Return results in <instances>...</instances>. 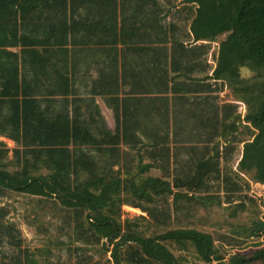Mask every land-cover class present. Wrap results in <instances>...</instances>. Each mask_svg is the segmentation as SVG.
<instances>
[{
  "label": "trees",
  "instance_id": "trees-1",
  "mask_svg": "<svg viewBox=\"0 0 264 264\" xmlns=\"http://www.w3.org/2000/svg\"><path fill=\"white\" fill-rule=\"evenodd\" d=\"M74 1L76 0H0V132L22 144V154L25 155L19 160L24 165L23 170L12 173L4 167L5 155L9 149L0 148V187L35 195H56L67 207L78 209L81 213L86 211L95 234L107 240V248L120 241L130 243L124 256L115 249L118 253L114 256V264H123V261L126 264H183L180 257L169 248L168 242H173L184 250L193 246L197 256L209 264H213L214 260L220 261L222 258L217 254L211 233L194 228H178L155 236H145L134 228L138 226L137 223L122 221L121 211L125 203L122 193L130 190L137 199L131 205L144 209L141 201L153 202L156 195L173 194L176 201L182 197L192 199L189 197L192 195L174 192L168 178L171 175L181 182L178 186L186 185L190 189L199 190L205 188L209 179L221 176V157L227 158L228 151L234 149L233 146L227 147V143L222 146L221 139L228 133L234 135L237 132V123L241 118L240 112L238 113L239 103L219 104L223 83L233 87L240 100L246 101L250 106L246 119L258 128V132L254 141L247 142L244 146L241 167L255 170L256 180L264 185V0H180L194 9L190 20L194 44L187 46L183 41L173 40V53H180V58H184L177 61L172 55V65L167 56L165 59L161 56V50L170 49L167 46L168 39L165 37L159 46L145 44L148 37L145 33H137L140 29L137 23L131 26L123 23L119 28L117 18L109 22L100 17L95 23L77 21L69 25L60 20L49 24V30L53 33L64 25L65 32H75L79 28L86 33V38L75 39L72 44L109 43V49L115 51L116 44L123 43L122 50L136 48L152 53L150 62L147 61L151 65H145L147 68L144 71L145 76L152 80V88L146 91L162 95L164 110L162 124L147 122L146 131L150 132L142 135L134 133L135 130L131 129L134 124H129L134 115L132 103H139L140 98L121 99L120 95L122 92H139L137 82L141 80L143 71L132 75V72L127 73L124 68L121 72L115 62L116 68L103 70L94 86L83 91L86 96H107L115 104V133L104 130L101 135L88 132L86 125L90 126L93 122L86 123L87 121L79 120L71 113L69 103L75 96L71 99L70 95L78 90L69 87L68 76L59 74L52 82L54 85L48 89L51 96H64L66 108L58 111L54 105L55 109L51 105L50 109H42L37 96L39 93L32 91L23 82L26 75H22L17 64L19 56L7 47L22 46L24 53L25 47L29 45H42L47 49L52 45H59V41L53 38L42 40L28 33V29L32 27L31 22L35 19L34 15H37L34 10L40 7L43 10L57 9L56 12H64L63 10L73 6L71 4ZM99 1L109 4L111 0ZM99 29L110 33L103 34L108 39L101 38L102 33H97ZM222 35L225 38L220 41L218 52H215L213 43ZM68 42L69 40L60 41ZM53 49L55 50L54 47ZM70 51L78 56L83 49L66 48L63 52ZM210 53L215 64L208 61ZM35 54L31 53L32 58L40 62H34L46 70L44 62L47 58ZM242 68L255 72L256 82L251 84L247 79H242ZM25 69L26 66L24 72ZM121 85L123 88L124 85H129V91L123 90ZM120 100L125 107L122 120L118 112ZM5 103L12 109L7 113L2 110ZM122 124L124 129H121ZM171 140L182 145L190 143L185 146V150L190 153L188 160L193 165L190 172L184 171L181 174L178 169L181 160H185L182 155L170 157L168 144ZM121 143L132 147L146 144L151 149L154 160L144 162V155L140 154L135 168L128 167L125 177L119 169L114 170L119 160L111 158L112 167L107 162H98L95 153L110 151L115 157L117 151L114 147ZM15 152L19 153L18 150ZM28 155L35 156L37 160L43 159L50 173L38 176L31 174ZM170 160L174 164L173 170ZM111 169L113 175L108 171ZM161 170L165 172L162 175ZM147 172L153 175L145 176L140 184L135 178L130 179ZM85 173L88 176L80 178L79 174ZM223 179L227 182L230 178L224 174ZM165 213V210L157 207L152 209L156 219L161 220L160 216ZM260 225L264 227V221ZM259 260H264V249L257 250L251 256L235 254L230 263L251 264ZM27 264L39 263L28 258Z\"/></svg>",
  "mask_w": 264,
  "mask_h": 264
},
{
  "label": "rangeland",
  "instance_id": "rangeland-1",
  "mask_svg": "<svg viewBox=\"0 0 264 264\" xmlns=\"http://www.w3.org/2000/svg\"><path fill=\"white\" fill-rule=\"evenodd\" d=\"M163 1L169 3V0ZM171 1L169 4L174 5L175 10H182L179 14H185L188 18L193 15L192 6L178 3L179 0ZM177 6L181 9H177ZM171 12L176 15L174 10ZM182 25L185 31L189 27L186 22ZM224 38L225 35H222L213 43L215 52H218L219 43ZM187 43H191L190 38H187ZM210 59L213 60L211 56ZM241 78L247 79L251 84L257 80L255 72L249 68H242ZM219 96V104L239 103L238 113L241 114L237 132L234 135L228 133L221 139L222 146L227 143V147H234L228 151L227 158L221 157V176L209 179L205 188L199 190L190 189L186 185L178 186L181 182L171 175L168 178L174 192L192 195L189 196L192 199L182 197L176 201L173 194L156 195L157 198L153 202L141 201L144 209L132 206L131 202L137 199L130 190H125L122 193L125 203L122 205L121 219L137 223L138 226L133 227L145 236H155L178 228H194L211 233L217 254L222 258L220 261L214 260L213 264H231L230 259L235 254L251 256L257 250L264 249V227L260 225L264 221V185L256 180L255 170H245L241 167L244 146L247 142L254 141L258 132V128L246 119L250 106L246 101L242 102L233 87L226 83H223ZM4 137H0V142L3 143L0 148L9 149L5 155V169L12 173L22 171L24 165L19 160L25 156L22 154L23 145H14L9 138ZM189 144L182 145L176 140H171L168 144L170 157L182 155L185 158L179 163L181 174L188 172L193 166L188 160L190 153L185 150ZM139 146L141 145L132 147L121 143L114 147L117 151L115 157H112L110 151L95 153V157L101 164L107 162L111 167V158L119 160V165L115 166L114 170L119 169L123 176L128 167L134 169L136 166L139 159L136 148L144 155V162L154 160L151 149L146 144ZM28 156L31 174L38 176L50 173L43 159L37 160L35 156ZM170 162L172 164L171 160ZM182 165L184 166L181 167ZM173 169L174 164L171 170ZM108 171L113 175L112 169ZM161 171V175L165 173L164 170ZM224 174L230 178L227 182L223 179ZM152 175L153 173L147 172L134 175L130 179L135 178L140 184L145 176ZM79 176L85 179L88 175L85 173ZM155 207L166 212L164 216H160L161 220L152 214ZM0 210L1 264H27L28 258L36 260L39 264H114V256L118 253L115 249L121 251L124 256L130 244L120 241L119 244L109 245L110 248H107V240L95 234L89 224L87 212L81 213L78 209L67 207L56 195H35L0 187ZM167 245L180 257L183 264H209L197 256L193 246L184 250L173 242H168ZM123 264L126 262L123 261ZM251 264H264V260Z\"/></svg>",
  "mask_w": 264,
  "mask_h": 264
},
{
  "label": "crops",
  "instance_id": "crops-1",
  "mask_svg": "<svg viewBox=\"0 0 264 264\" xmlns=\"http://www.w3.org/2000/svg\"><path fill=\"white\" fill-rule=\"evenodd\" d=\"M116 1L117 2L111 0L109 4H103L100 3L99 0H76L73 2V4H71L73 6H69L68 10H63L64 12L60 10L56 12L55 10L57 9L43 10L42 8L38 7V9L34 10L37 15H34L35 19L31 22L32 27L31 29H28V33L32 34L35 38L42 40L53 38L56 41H59V45H52V47L48 49L42 45L39 47L29 45L25 47L26 52L24 53L22 52V46H9L7 49L18 54L19 58L17 60V64L20 66L22 75H26L24 81H22L26 84V86H30L32 91L39 93L37 96L42 109H50L49 105H54L57 111L66 108L64 107V96H51V93H48V89L54 85L52 82L57 79L59 74L68 76L70 78L68 80L69 87L74 89L77 88L78 90V92L72 93V95H70L71 99L72 96H75V99L71 100L69 103L71 113L77 116L79 120L87 121L86 123L93 122V124H90V126L86 125L88 132L98 135L103 134L104 130L110 133H115V104H113L107 96L92 94L86 96L83 94V91L94 86V83L100 78V74L103 70L108 71L113 69L111 67L116 68L115 62L118 64L117 68L121 72L124 68L127 69V73L132 72V75L143 71L141 80L137 82V85L140 88L139 92L135 93L136 95L125 94L122 92L120 95L121 99L125 97L140 98L138 100L139 103H132L131 109H133L134 115L132 114L133 117L132 120L129 121V124H134L131 126V129L135 130L134 133L142 135L144 133L150 132L149 130L146 131L147 126L145 124L147 122H149L148 124L153 122L162 124V112L164 110L163 99L161 98L162 95H157L156 92L152 93V91H146V89L152 88V80L150 77H146L144 74V71H146L145 65H151L147 63V61H149L152 53H149L147 50L136 48L122 50V48H124L123 43L116 44L117 49H115V51L109 49V43H105L103 45H98V43L93 45L91 43L72 44V42H74L73 40L75 39L77 40L81 37L86 38V33L79 28L75 32H71V30L68 31L69 33L67 30L65 32V25L62 29H59L58 31L56 30V32L53 33L51 30H49V24L51 22L60 20H64V22H67L69 25L77 21L95 23L100 17L101 19L104 18L109 22H113L117 18V20H119V28L122 27L123 23L129 26H131L133 23H137L140 27L137 33H145V35L148 37V40L145 41V44H156L159 46L165 40V37L168 39L167 46L170 49L161 50V56L162 59H165L167 56L169 64L172 65V55H174V59L177 61H180V59L182 60L184 58H180V53H173V50L171 49L173 40L183 41L187 46L194 44L193 36L190 33V20L193 15H189L188 18V16L185 14H179L182 10H175V6L169 4L171 0H169V3H166L163 0ZM179 2L182 3L180 0L178 3ZM172 3L175 4L176 2ZM65 7L66 5L64 8ZM177 9H181L180 6H177ZM171 10H174L176 15L173 14ZM181 20H184V22L188 23L189 25L186 31L183 30L182 23L184 22ZM97 33H102L100 36L103 39H108V37L103 36V34H110L105 33L100 29L97 31ZM148 33L150 35H148ZM187 38L191 39L190 44L187 43ZM62 40H69V42L60 43ZM66 48H69V50H72L73 48H79L83 49V52L81 55L75 56L73 55L72 51H70V53H64L63 51ZM50 50H52V52ZM32 52L36 53V56L42 55L43 58H47L45 60L46 62H44L47 68L46 70L42 69L41 65H37L34 62L37 61V63H39L40 61L38 59L35 60L32 58ZM210 56L212 57L211 53L209 54L208 61L215 64L213 57V60H211ZM24 66H26L25 72ZM121 88L123 90L129 91L130 87L129 85H124V89L121 85ZM31 90L30 92H32ZM54 99H57L58 101ZM52 108L54 107L52 106ZM118 109L120 118L122 120L125 110L122 100H120V107ZM2 110H4V113H7L12 109L7 103H5V107H3ZM157 111H159V113H157ZM121 129H124L123 124ZM3 136L4 135H2L0 132V137ZM8 140L14 143V145L18 144L12 138H9ZM136 151L138 152L139 156V148H136ZM117 164L119 165V162ZM123 176H127V174L124 173Z\"/></svg>",
  "mask_w": 264,
  "mask_h": 264
}]
</instances>
